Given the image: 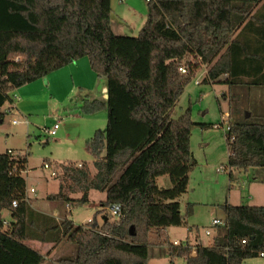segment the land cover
<instances>
[{
	"label": "trees",
	"instance_id": "trees-1",
	"mask_svg": "<svg viewBox=\"0 0 264 264\" xmlns=\"http://www.w3.org/2000/svg\"><path fill=\"white\" fill-rule=\"evenodd\" d=\"M262 2L149 0L139 35L125 37L113 32L112 0H0V128L7 117L2 109L16 90L85 58L107 79L109 95L105 101L85 99L79 108L84 116L107 112L106 129L86 141L92 165L55 166L59 191L46 200L59 205L61 220L28 200L22 176L27 157L0 155V264H44L45 256L28 243L56 247L64 241L76 246V254L58 264H149L152 231L161 238L160 256L171 264L263 258L264 207L223 206L227 225L218 227L208 247L175 245L167 234L187 225L193 210L188 204L183 215L180 203L197 165L192 131L210 125L196 124L191 108L178 120L172 116L203 67L208 71L200 85L228 88V167L264 168V123L246 119L238 93L241 86H264V57L254 58L244 33L237 35ZM164 177L170 188L159 187ZM92 191L106 194L102 209L119 208L120 217L111 222L106 216L101 227L96 217L87 228L75 226L69 215L89 203Z\"/></svg>",
	"mask_w": 264,
	"mask_h": 264
},
{
	"label": "rangeland",
	"instance_id": "rangeland-1",
	"mask_svg": "<svg viewBox=\"0 0 264 264\" xmlns=\"http://www.w3.org/2000/svg\"><path fill=\"white\" fill-rule=\"evenodd\" d=\"M112 3L114 22L117 21L118 15L128 14L132 17V24L135 27L136 23L141 25V19L137 14L142 13L144 17L148 15L146 0H128L124 5L117 4V0H112ZM144 17H142L143 21ZM126 28L129 33L126 36L134 37L140 33L136 29L131 32L129 26ZM79 66L80 72H77L74 80L71 79L68 83L70 89L63 87L56 93L52 91L51 87H48L47 78L37 81V85L32 84L31 86H38L36 103L30 104V109L24 113V118L9 114L8 111L5 123L0 128V153H7L9 149H12L15 156L27 157L26 171L28 173L25 171L22 175L28 181L29 192L32 187L35 188L36 197L39 198L49 193L58 192L60 182L53 176V173L58 172V168L55 167L57 164L74 162L77 165H92V159L86 152L85 146L83 147V140L79 141L81 135H88L85 133L87 129L81 128L79 132L76 130L78 122H80L76 118V114L79 111L78 108L83 104L82 99L103 101L101 89L103 85L107 84V79L98 77L92 71L87 58L80 61ZM206 71H208L207 68L203 67L202 74L188 85L172 116L173 120H178L191 108L193 121L196 124L210 125V127L205 131V136H202L203 131L198 126L192 131L191 148L197 165L190 174L189 191L181 197L180 203L183 215L187 214L188 204H193V210L187 218V225L182 229L174 228L170 233L171 243L176 240L184 241L188 236L194 246L197 245L198 238L202 240L203 244L211 245L217 234L216 229L210 228L212 222L215 219H226L223 206L264 207V168L250 169L249 172H246L245 170H230L228 167L226 126L230 119H228V101L223 97L228 88L223 84L200 85L207 75ZM72 87H74L73 93H71ZM14 93L11 97L19 106L21 102L14 99ZM17 95L19 96V93ZM83 117L87 122L89 117ZM54 118L60 119L61 130L58 131L56 137L49 139L44 130L53 127ZM92 118L97 120L96 124L100 127L99 129L102 131L106 129V111H102ZM15 119L28 121L29 124L13 126L12 121ZM257 122L264 123V119H257ZM214 125L222 127L214 130L212 128ZM66 130L70 131V136H61L62 132ZM79 151L84 154L83 158H78L81 156ZM45 164H49L50 169H46ZM157 182L159 187L167 188L170 180L168 177H164L159 178ZM31 195L33 197V194ZM105 200L106 194L92 191L89 203L73 209L69 219L74 222L75 226L85 228L89 227V221L94 220L95 217L100 227L104 224L106 216L111 222H115L118 217L113 214L112 208L102 209L101 204ZM62 212L63 215H67L69 210L66 207L62 209ZM62 217L60 216L59 219L61 220ZM209 228L213 232L212 237L206 235ZM160 242V236L156 231H152V256L149 264H171L168 258L160 256ZM28 245L45 256L44 264H58L59 259L73 257L76 254V246L65 241L56 247L45 246L37 242H30ZM175 264H186V262L184 259H177ZM245 264H264V258L248 260Z\"/></svg>",
	"mask_w": 264,
	"mask_h": 264
},
{
	"label": "crops",
	"instance_id": "crops-1",
	"mask_svg": "<svg viewBox=\"0 0 264 264\" xmlns=\"http://www.w3.org/2000/svg\"><path fill=\"white\" fill-rule=\"evenodd\" d=\"M127 2H128V0H124V1L123 0H117V4H121V5H124ZM146 2H147V0H146ZM112 6H113V3H112ZM130 11L132 13V9ZM133 11H134V9H133ZM137 16L140 17V19H141V25H138L136 23L135 27H133V24H132V17L129 16L128 14L122 15V16L118 15L117 21H115V22L113 21V18H112L113 32L118 36L119 35L120 36L125 35V37H129V36H126L129 34V33H127V31H128V29L126 28L127 26L130 27L131 32H133L134 29H136L137 32L140 31L142 29L143 25L146 23L148 15H147V17L146 16L144 17V15L142 13H140L139 15L137 14ZM142 17L145 18L144 21L142 20ZM249 23H250V25H249ZM248 26H250V27L248 28ZM241 32L244 33L245 41L249 45L250 49L252 50V53L255 56L254 58H259L260 56L264 57V2L260 3L259 5H257L255 7V9L252 12L251 17L246 21V23L237 32V35L240 34ZM134 37H137V36H134ZM79 65H80V61L73 64V65H70V66H68V67H66V68H64V69H62L56 73H53L50 76H48L47 77L48 87H51L52 91H54L56 93L59 90H61L63 87H67V89H70V87L68 88V86H69L68 83L71 79H72V81L74 80L77 72H80V66ZM67 75H68V78H67ZM226 79H227V77L225 76L221 80L224 81ZM36 83H33V84H36ZM38 83H40V82H38ZM31 85L32 84L27 85L25 87H22V88L18 89L17 91H15L14 95H15V97H17L16 100L21 102L19 106H17L15 101L12 99V103L9 105H6L2 109V111L6 112V113L9 111V114H12L14 116L19 115L22 118H24L25 117L24 113L28 112V110L30 109V107H29L30 104L33 105L34 103H36V99L38 97V92H39L38 88H37L38 86L36 87V86H31ZM209 85L215 86L218 84L211 83ZM73 89H74V87L71 88V93H73ZM81 89H83V88H81ZM106 90H108L107 84L103 85L102 89H101V94H103V101L107 100ZM16 92L19 93L20 97L17 95ZM238 93L241 97L242 108L251 114V116L253 117V120L255 122H257V119H264V86H251V87L250 86H241V87H238ZM84 100L85 99H82V102H84ZM79 108H78V110H79ZM83 116L84 115H82L80 113V111L77 112L76 118L79 119L80 122H78V129H76V130H78V132H79V129H81V128L87 129L85 133H87L88 135H85V136L83 135L84 137L81 135L79 138V141L83 140L82 144H83V147L85 146V150H86V141L88 139L92 138L96 134V132H98L102 129H99L100 127L96 124L97 120H94V118H92L96 115L86 116V117H89L88 120H86L87 122L84 121L85 118ZM15 120H18V119H15ZM53 120H54V124L56 122L60 121V119H58V118H54ZM13 121H12V125H13ZM21 125H27V124H21ZM13 126H15V125H13ZM218 127H219L218 125H214V127H212V128L214 130H218L219 129ZM200 129H201V131H203L202 136L203 135L205 136L206 135L205 131L207 129H202V128H200ZM60 130H61V126H60L59 131ZM70 134H71L70 131L66 130V131L62 132L61 136H67L68 137V136H70ZM57 135H58V133H57ZM10 151L13 152V155H14V151H12V149H9L7 151V153H9ZM1 154H6V153H0V155ZM79 154H81V156L78 158H83L84 154H82L81 151H79ZM228 155H229V149H228ZM228 158H229V156H228ZM68 163H74V162H68ZM240 171H244V170H240ZM246 171L249 172L248 170H246ZM219 172H220V170H219ZM26 173H28V171H26ZM22 176L24 177V175H22ZM26 182H27V194L29 196V199L32 202L33 208L39 212H42L44 214H47V215L53 216L54 218L59 219L61 214H62L61 208L59 207V205L57 203L48 202L46 200L47 196L50 195V193L44 195V197H42V198L36 197L37 191L35 190V188L32 187L30 189V191L32 189H34L35 193L33 194V193L29 192L28 181L26 180ZM170 187H171V183H169L167 185V188H170ZM30 193L33 194V197ZM51 194H54V193H51ZM7 216H8V214H7ZM182 228L183 227L178 228V229H182ZM210 228H213L214 230L216 229V231H217V229H219L218 227H210ZM173 229L174 228H170L167 230V234H168L169 238H170V233L173 232ZM214 235H215V233H214ZM212 236H213V232L208 237H212ZM172 243L175 245L188 243V244L192 245L193 247H197V246L208 247V246H211L213 244V243L211 245L203 244L202 240L200 238H198L197 243H196L197 245L194 246L191 243L188 236H187V239H185L184 241L181 240L180 242H178V240H176ZM49 245L51 247H53L51 244H47V246H49ZM196 255H197V251H196V248H194V250L192 251V256L195 257Z\"/></svg>",
	"mask_w": 264,
	"mask_h": 264
},
{
	"label": "built area",
	"instance_id": "built-area-1",
	"mask_svg": "<svg viewBox=\"0 0 264 264\" xmlns=\"http://www.w3.org/2000/svg\"><path fill=\"white\" fill-rule=\"evenodd\" d=\"M147 2H149V0H147ZM180 70H181L182 73H186V70L184 68H181ZM15 99H17V97H15ZM21 124H27L28 125L29 123H28V121H21V120H14L13 121V125H15V126H18V125H21ZM221 127L222 126H219L218 128H221ZM226 128H227L226 131H229L230 130L229 124H227ZM59 129H60V121L56 122L52 128L45 129L44 132H45L47 138L50 139V138L56 137ZM9 153L10 154H13V152H11V151ZM80 167H81V165H80ZM45 168L46 169H50V165L49 164H45ZM54 175H55V173H53V176ZM231 175H232V173H231ZM30 192L34 194L35 193V190L32 189ZM27 198L29 200L28 194H27ZM13 205H14V207H17L18 204H17V202H14ZM112 210H113V214L119 218L120 217V209L119 208H113ZM92 221L93 220H90L89 221V224L92 223ZM226 225H227L226 220H218V219H215L212 222V227H219V226H223L224 227ZM206 234L208 236H210L212 234L211 229H207ZM262 257H264V254H262Z\"/></svg>",
	"mask_w": 264,
	"mask_h": 264
},
{
	"label": "water",
	"instance_id": "water-1",
	"mask_svg": "<svg viewBox=\"0 0 264 264\" xmlns=\"http://www.w3.org/2000/svg\"><path fill=\"white\" fill-rule=\"evenodd\" d=\"M106 92H107V99H108V97H109V95H108V90H106ZM251 117V114L248 112V113H246V119H249Z\"/></svg>",
	"mask_w": 264,
	"mask_h": 264
}]
</instances>
